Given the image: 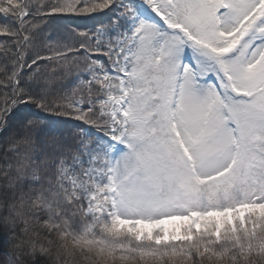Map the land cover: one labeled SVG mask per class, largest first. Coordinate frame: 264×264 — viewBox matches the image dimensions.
<instances>
[{"label": "snow or ice", "instance_id": "6c2138e0", "mask_svg": "<svg viewBox=\"0 0 264 264\" xmlns=\"http://www.w3.org/2000/svg\"><path fill=\"white\" fill-rule=\"evenodd\" d=\"M0 264H264V0H0Z\"/></svg>", "mask_w": 264, "mask_h": 264}, {"label": "trees", "instance_id": "16d2710c", "mask_svg": "<svg viewBox=\"0 0 264 264\" xmlns=\"http://www.w3.org/2000/svg\"><path fill=\"white\" fill-rule=\"evenodd\" d=\"M107 19L108 18L103 13H91L84 16L69 14L66 17V23L68 24V26L72 28H76L79 31H92L96 27H98L102 22L106 23ZM60 119L68 120L69 118L62 117ZM68 126L70 127V124ZM85 127H89V126H85Z\"/></svg>", "mask_w": 264, "mask_h": 264}, {"label": "rangeland", "instance_id": "374dc122", "mask_svg": "<svg viewBox=\"0 0 264 264\" xmlns=\"http://www.w3.org/2000/svg\"><path fill=\"white\" fill-rule=\"evenodd\" d=\"M176 223H180V222H176Z\"/></svg>", "mask_w": 264, "mask_h": 264}]
</instances>
